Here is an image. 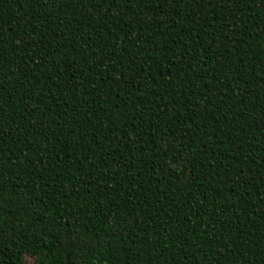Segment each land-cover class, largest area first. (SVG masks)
<instances>
[{
	"label": "trees",
	"instance_id": "obj_1",
	"mask_svg": "<svg viewBox=\"0 0 264 264\" xmlns=\"http://www.w3.org/2000/svg\"><path fill=\"white\" fill-rule=\"evenodd\" d=\"M0 264H264V0H0Z\"/></svg>",
	"mask_w": 264,
	"mask_h": 264
}]
</instances>
